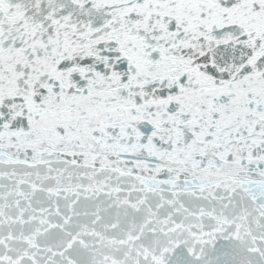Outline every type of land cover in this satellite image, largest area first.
I'll return each mask as SVG.
<instances>
[{"label":"snow or ice","instance_id":"1","mask_svg":"<svg viewBox=\"0 0 264 264\" xmlns=\"http://www.w3.org/2000/svg\"><path fill=\"white\" fill-rule=\"evenodd\" d=\"M0 264H264V0H0Z\"/></svg>","mask_w":264,"mask_h":264}]
</instances>
